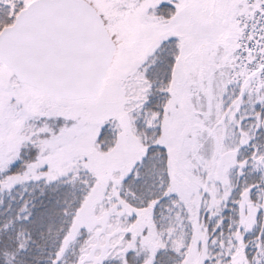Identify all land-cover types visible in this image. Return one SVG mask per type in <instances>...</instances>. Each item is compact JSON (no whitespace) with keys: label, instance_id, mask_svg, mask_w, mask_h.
Returning a JSON list of instances; mask_svg holds the SVG:
<instances>
[{"label":"snow or ice","instance_id":"1","mask_svg":"<svg viewBox=\"0 0 264 264\" xmlns=\"http://www.w3.org/2000/svg\"><path fill=\"white\" fill-rule=\"evenodd\" d=\"M0 264H264V0H0Z\"/></svg>","mask_w":264,"mask_h":264}]
</instances>
